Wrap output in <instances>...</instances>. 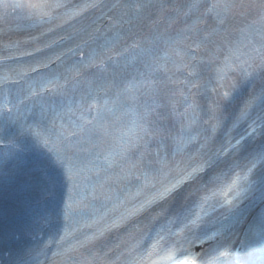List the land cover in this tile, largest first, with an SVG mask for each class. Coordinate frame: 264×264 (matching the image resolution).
Listing matches in <instances>:
<instances>
[{"label":"snow or ice","instance_id":"1","mask_svg":"<svg viewBox=\"0 0 264 264\" xmlns=\"http://www.w3.org/2000/svg\"><path fill=\"white\" fill-rule=\"evenodd\" d=\"M85 19L74 31L90 51L66 71L92 79L70 101L66 74L28 79L64 52L0 75V144L10 146L0 180H17L18 161L32 152L25 187L34 217L47 220L42 193L63 190L62 228L24 247L3 240L6 264H264V0H0V33L13 22L52 33ZM177 21L178 30L161 28ZM156 208L152 227L136 226L112 259L106 234ZM208 209L219 218L206 219Z\"/></svg>","mask_w":264,"mask_h":264}]
</instances>
